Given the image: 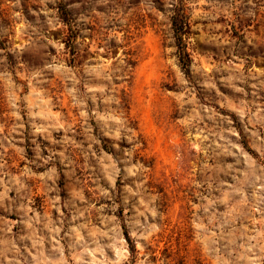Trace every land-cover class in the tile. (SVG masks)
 <instances>
[{
  "label": "rangeland",
  "instance_id": "1",
  "mask_svg": "<svg viewBox=\"0 0 264 264\" xmlns=\"http://www.w3.org/2000/svg\"><path fill=\"white\" fill-rule=\"evenodd\" d=\"M0 264H264V0H0Z\"/></svg>",
  "mask_w": 264,
  "mask_h": 264
},
{
  "label": "trees",
  "instance_id": "2",
  "mask_svg": "<svg viewBox=\"0 0 264 264\" xmlns=\"http://www.w3.org/2000/svg\"><path fill=\"white\" fill-rule=\"evenodd\" d=\"M174 25H176V20H174ZM178 40H179V42H180V45H182V48H183V51H184L183 39L180 38V39H178ZM182 59H183V57H182Z\"/></svg>",
  "mask_w": 264,
  "mask_h": 264
}]
</instances>
